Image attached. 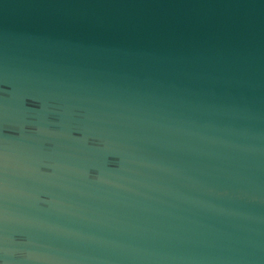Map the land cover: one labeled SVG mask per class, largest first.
Returning a JSON list of instances; mask_svg holds the SVG:
<instances>
[{"label": "water", "instance_id": "obj_1", "mask_svg": "<svg viewBox=\"0 0 264 264\" xmlns=\"http://www.w3.org/2000/svg\"><path fill=\"white\" fill-rule=\"evenodd\" d=\"M0 264H264V0H0Z\"/></svg>", "mask_w": 264, "mask_h": 264}]
</instances>
